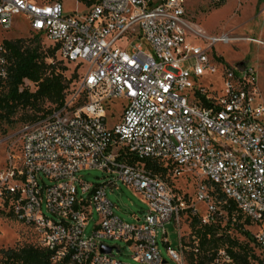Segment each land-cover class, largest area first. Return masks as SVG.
<instances>
[{
	"label": "built area",
	"instance_id": "2783aa9c",
	"mask_svg": "<svg viewBox=\"0 0 264 264\" xmlns=\"http://www.w3.org/2000/svg\"><path fill=\"white\" fill-rule=\"evenodd\" d=\"M22 12L32 31L58 46L61 58L87 67L63 107L24 125L20 155H10L0 171V198L37 228L53 261L131 264L116 257L121 248L102 241L111 239L125 242L137 264H188L182 234L175 249L164 229L171 220L180 224L185 203L145 168L153 160L173 165L174 175L197 179V200L207 207L203 224L229 223L225 205L233 202L231 224L241 215L244 225L258 227L254 241L264 264V104L256 101V71L246 61L220 67L221 57L210 56L216 43L232 37L195 31L186 0H99L89 12L71 15L64 14L62 2L0 0V26L11 29ZM191 32L208 47L188 43ZM5 53L0 42L3 78ZM208 73L223 77L222 95L199 82ZM119 97L127 105L120 122L108 128L106 107ZM94 168L106 172L105 183L79 176ZM119 183L148 202L134 224L115 214L107 196V188ZM95 213L99 222L86 236ZM159 227L168 259L159 247ZM103 246L113 249L103 252ZM213 264H233V258L220 249Z\"/></svg>",
	"mask_w": 264,
	"mask_h": 264
},
{
	"label": "rangeland",
	"instance_id": "374dc122",
	"mask_svg": "<svg viewBox=\"0 0 264 264\" xmlns=\"http://www.w3.org/2000/svg\"><path fill=\"white\" fill-rule=\"evenodd\" d=\"M36 4H49L54 2H62L63 12L66 15L84 14L90 11L91 7L78 0H28ZM264 0H186V9L188 17L195 31H200L209 37L222 36L228 33L232 40L225 44L216 43L210 51V56L219 55L223 60L219 63L235 65L239 62H248L251 67L255 68L257 79V99L258 103L264 104V16L262 9ZM24 39L29 46H39L44 53L51 46V42L38 35L31 29L30 20L25 12L14 16L13 27L5 30L0 26V42L3 40ZM142 42L136 40L135 43ZM187 42L193 46L206 49L209 45L208 41L201 36L191 32L187 35ZM60 65V64H59ZM62 67L66 68L65 75L71 77L72 71L75 70L76 64L62 62ZM87 67H80L75 70L76 83L67 94L69 100L77 91L80 81V74L86 73ZM199 82L211 91H217L218 95H222L224 90V80L220 73L205 74ZM32 90L36 88L30 85ZM8 85L0 81V93H5ZM81 102V101H80ZM127 99L123 97L115 98L109 102L106 107L107 127L114 128L121 120L124 113ZM45 109L52 108L50 103L44 104ZM42 112L36 114L33 110L18 108L15 115L12 116V122L0 120V171L4 170L8 165V157L10 155H20L21 153V131L26 123L36 121L33 115L39 117ZM170 174V175H169ZM79 176L85 182L94 184H103L107 178L106 172L94 168L82 170ZM165 180L173 189L174 193L180 196L184 203L185 209L181 212L180 224L174 220L167 222L164 229L167 232V239L170 245L178 249L180 245V233L183 236V244L187 245L185 256L188 264L192 262L189 251L192 247H197L196 237L192 234L191 226L192 215L196 214L201 219L207 215V207L204 203L197 200V179L187 173L174 175L168 172ZM50 183L49 180H46ZM107 196L114 203V212L125 222L134 224L137 222L135 217H141L148 210L147 200L140 195L134 188L124 183H119L118 188H107ZM243 221V220H242ZM99 222V216L94 214L89 225L85 229L86 236H91L95 224ZM220 235H228L241 243L248 244L257 254L260 252L254 241V234L258 230L255 225H237L230 224L226 227V221L222 219ZM157 239L159 247L165 259H168L167 247L163 242V229L157 228ZM110 246L119 247L121 253L115 249V255L118 259L126 263L137 264L132 258V252L123 241H115L111 239H102ZM26 245H34L41 247V237L37 228L33 225L26 224L9 209L4 199L0 198V264H3L2 251L17 248ZM170 264H173L170 262Z\"/></svg>",
	"mask_w": 264,
	"mask_h": 264
},
{
	"label": "trees",
	"instance_id": "16d2710c",
	"mask_svg": "<svg viewBox=\"0 0 264 264\" xmlns=\"http://www.w3.org/2000/svg\"><path fill=\"white\" fill-rule=\"evenodd\" d=\"M78 1L87 7H92L99 2V0ZM2 44L6 50L4 67L8 74L6 78L0 76V81L6 83L8 89L5 93H0V120L12 122V116L15 115L18 108H24L33 110L36 114L42 112L39 117L33 115L37 121L63 107L67 100V94L76 83L75 70L79 66H76L72 71L74 75L71 77L65 75L66 68L61 64L66 61L59 55L57 45L51 44L52 47H49L44 53L39 46L27 45L24 39H5ZM26 81L29 83L26 84ZM31 84L34 85L35 90L30 88ZM45 103L53 105V109H45ZM144 164L152 174L164 179L168 172L172 173L173 171V165H165L161 161L147 160ZM217 198L220 201L225 200L222 195H218ZM225 208H227L229 217V223H226V227H228L232 223L233 215L237 213V208L233 202H229ZM235 224L244 225L241 215H237ZM191 226L192 234L196 237L198 245L189 251L192 260L189 264H213L214 257L220 249H225L232 256L233 264L261 263L257 252L248 244L241 243L228 235H220L221 225L219 222L201 224V219L193 214ZM185 247V250H188L187 245ZM2 253L3 264H67L66 262H54L53 253L44 246L26 245L7 249Z\"/></svg>",
	"mask_w": 264,
	"mask_h": 264
},
{
	"label": "water",
	"instance_id": "95a60500",
	"mask_svg": "<svg viewBox=\"0 0 264 264\" xmlns=\"http://www.w3.org/2000/svg\"><path fill=\"white\" fill-rule=\"evenodd\" d=\"M112 249H113V247H107V246H103V247H102V251H103V252H111Z\"/></svg>",
	"mask_w": 264,
	"mask_h": 264
},
{
	"label": "bare ground",
	"instance_id": "6f19581e",
	"mask_svg": "<svg viewBox=\"0 0 264 264\" xmlns=\"http://www.w3.org/2000/svg\"><path fill=\"white\" fill-rule=\"evenodd\" d=\"M231 41V40H230Z\"/></svg>",
	"mask_w": 264,
	"mask_h": 264
}]
</instances>
